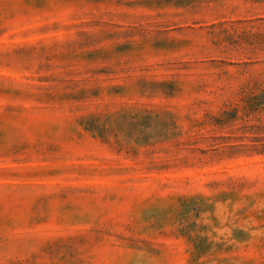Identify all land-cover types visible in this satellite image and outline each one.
<instances>
[{
	"label": "rangeland",
	"instance_id": "374dc122",
	"mask_svg": "<svg viewBox=\"0 0 264 264\" xmlns=\"http://www.w3.org/2000/svg\"><path fill=\"white\" fill-rule=\"evenodd\" d=\"M0 264H264V0H0Z\"/></svg>",
	"mask_w": 264,
	"mask_h": 264
}]
</instances>
